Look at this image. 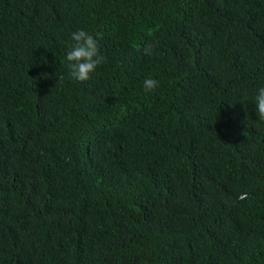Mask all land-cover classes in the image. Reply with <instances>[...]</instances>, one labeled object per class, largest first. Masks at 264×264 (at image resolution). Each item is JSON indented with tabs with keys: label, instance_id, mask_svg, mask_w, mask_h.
<instances>
[{
	"label": "trees",
	"instance_id": "1",
	"mask_svg": "<svg viewBox=\"0 0 264 264\" xmlns=\"http://www.w3.org/2000/svg\"><path fill=\"white\" fill-rule=\"evenodd\" d=\"M260 87L264 0H0V264H264Z\"/></svg>",
	"mask_w": 264,
	"mask_h": 264
},
{
	"label": "clouds",
	"instance_id": "2",
	"mask_svg": "<svg viewBox=\"0 0 264 264\" xmlns=\"http://www.w3.org/2000/svg\"><path fill=\"white\" fill-rule=\"evenodd\" d=\"M72 44L66 53L67 68L72 79L84 82L91 79V74L95 73L98 67L105 62V57L100 52L97 39L84 29H77L71 33ZM146 54H150L151 45L144 49ZM159 81L151 77L144 80L146 91L155 90ZM255 106L258 119L264 120V87L257 90L255 96ZM248 193H241L239 200H246Z\"/></svg>",
	"mask_w": 264,
	"mask_h": 264
}]
</instances>
